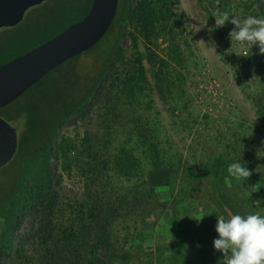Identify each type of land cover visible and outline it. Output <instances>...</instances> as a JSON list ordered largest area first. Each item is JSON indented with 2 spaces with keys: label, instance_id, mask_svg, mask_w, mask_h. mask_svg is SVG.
Segmentation results:
<instances>
[{
  "label": "rangeland",
  "instance_id": "rangeland-1",
  "mask_svg": "<svg viewBox=\"0 0 264 264\" xmlns=\"http://www.w3.org/2000/svg\"><path fill=\"white\" fill-rule=\"evenodd\" d=\"M236 1L181 0L189 23L187 41L182 42L183 50L193 55L189 56L184 68L178 69L181 75H175L170 81L157 82L150 63L151 56L154 60L156 56L167 58L169 43L165 38L146 41L140 37L136 47L131 35L134 31L130 27L122 40L120 59L115 65L127 68L137 51L144 56L152 92L143 103V122L153 124L158 130L161 154L172 166V188H165L158 200L161 204L162 199L164 202L168 197L171 212L165 213L160 208L152 216L137 214L128 219L133 231L135 228L140 231L143 248L159 251V258L153 257L155 264H220L222 253L213 247L214 239L218 238L215 231L217 221L210 222L213 219L211 212L226 219L233 214L264 216V118L247 95L248 86L254 82L260 85V80L255 81L253 71L248 82L242 77L250 54L253 51L262 54L253 47L248 49L239 42H231L228 33L235 26L226 22L223 27L215 28L213 17L214 13L223 11L241 20L246 18L238 12ZM91 6L92 0H46L30 8L18 27L0 30V63L57 36L83 19ZM119 9L120 3L116 21L92 54L81 56L78 62L64 64L6 109H0V117L18 130L17 153L0 168L1 222L5 214L17 207L21 178L26 168L47 153L50 132L44 127L57 117L54 110L62 102L82 97L84 91L89 92L93 81V78L89 80L90 76L100 72L114 56L120 40ZM210 77L220 85L218 95L206 92ZM109 83L108 78L102 95L89 103L85 117L73 119L59 131L54 146L68 137L79 147L85 142L97 151L101 148L107 155L115 156L122 147L126 148L138 157V164L129 176L119 170L114 174L115 188L124 192L130 186L146 184L152 161L135 135L138 124L131 114L120 110L116 98L104 96ZM20 113L23 115L18 119ZM63 161L64 157L56 159L55 155L52 156L51 167L58 180L46 184L44 195L56 186L57 196L63 200L84 199L86 177L77 165H73L70 171L65 170ZM235 162H241L251 171V176L246 180L231 177L227 169ZM117 164V159H113L112 165ZM216 164L222 166L213 171ZM252 180H256V185L251 183ZM183 182H186L185 192ZM182 198H185L182 205L175 204ZM188 204L187 210L184 205ZM175 213L188 224L186 237L181 231L176 238L172 236L171 214L174 216ZM209 224L213 227L206 228ZM157 235L161 237L159 240ZM29 244H19L17 250L33 251ZM169 252L174 254L171 261ZM151 263L150 257L146 256L136 258L134 264Z\"/></svg>",
  "mask_w": 264,
  "mask_h": 264
},
{
  "label": "trees",
  "instance_id": "trees-1",
  "mask_svg": "<svg viewBox=\"0 0 264 264\" xmlns=\"http://www.w3.org/2000/svg\"><path fill=\"white\" fill-rule=\"evenodd\" d=\"M218 1L222 2V0ZM119 3L117 26L121 37L125 36L128 28L132 27L134 32L131 35L136 47L140 37L146 41L165 38L169 43L167 58L156 56L154 60L153 56L150 57L156 81L162 83L164 80L170 81L177 74L181 75L178 69L184 68L189 56L193 55V53L186 54L183 50L182 42L187 41L189 23L181 0H119ZM236 8L244 17L249 15L264 17V0H237ZM97 45L64 64L78 62L81 56L92 54ZM253 49L259 51L258 46H253ZM121 50L122 45L119 43L114 56L105 67L94 76H90L89 80L93 78V81L89 92L84 91L82 97H74L72 100L62 102L54 110L57 117L44 127L50 132L47 153L26 168L21 178L17 207L5 214L3 222L0 221V248L11 251L12 240L14 241L16 229L19 227V216L22 215L23 209L31 206L36 200L35 192H39L40 197L45 196L53 155L56 159L64 157L65 170L70 171L73 165L79 167L86 177L84 199L72 202L63 200L60 196L55 197L52 193L49 194L50 192L46 193L49 203L45 209L47 218L43 219L44 224L29 244L33 251L25 248L17 250V257L12 264H134L136 258L146 256L150 257L151 264H155L153 257L159 258L158 250L150 251L143 248L140 231H137V228L133 231L128 219L137 214L144 217L152 216L155 214L154 211L160 208L165 213L170 211L168 197H165L164 202L162 199L161 204L158 200L165 188H172L173 180L170 177L172 166L161 154L158 130L153 124L143 122L145 116L143 103L152 92L144 56L137 51L131 65L124 69L121 66L118 68L115 64L120 59ZM252 71L255 81L260 80V85H255L254 82L253 85L248 86L247 95L253 101L259 115L264 118V55L260 56L254 51L250 54L242 74L245 81L248 82L252 78ZM108 78L110 83L104 96H113L120 110H126L131 114L132 119L139 125L135 127V135L143 145L144 153L152 161L149 169L150 177L146 184L130 186L124 192L115 188L113 176L118 172L117 170L129 176L138 164V157L126 148L122 147L115 156L107 155L101 148L97 151L94 146L85 142L79 147L68 137L62 138L58 145L54 146L59 131L71 118L77 115H82L81 118L85 117L87 105L98 95H102V89ZM149 101H152V98H149ZM22 115V113L17 114L18 119ZM113 159H117L118 164L115 166L112 165ZM217 166L222 165L216 164L212 170ZM185 183H182L184 192ZM251 183L256 185L257 182L252 180ZM184 200L179 199L175 204L182 205ZM184 207L188 210L190 204ZM211 214L213 219L210 222L217 221V215H214V212ZM171 217L174 224L172 236L176 238L181 231L186 237L188 224L186 225L184 219L176 213L174 216L171 214ZM212 227L213 225L209 224L206 228ZM157 238L159 240L161 237L157 235ZM200 242L203 243L202 240ZM168 254L171 261L174 254L172 252Z\"/></svg>",
  "mask_w": 264,
  "mask_h": 264
},
{
  "label": "water",
  "instance_id": "water-1",
  "mask_svg": "<svg viewBox=\"0 0 264 264\" xmlns=\"http://www.w3.org/2000/svg\"><path fill=\"white\" fill-rule=\"evenodd\" d=\"M46 0H0V29L21 23ZM119 0H93L89 13L38 47L0 65V109L10 105L65 62L89 51L110 30ZM18 150V130L0 117V168Z\"/></svg>",
  "mask_w": 264,
  "mask_h": 264
},
{
  "label": "clouds",
  "instance_id": "clouds-1",
  "mask_svg": "<svg viewBox=\"0 0 264 264\" xmlns=\"http://www.w3.org/2000/svg\"><path fill=\"white\" fill-rule=\"evenodd\" d=\"M213 17L215 28L226 22L235 26L228 33L231 42H239L248 49L258 46L259 53L264 55V17L249 15L241 20L227 12H216ZM227 171L238 180H246L252 174L241 162L230 164ZM215 231L218 238L214 239L213 247L222 253L220 264H264V216L233 214L227 219L220 216Z\"/></svg>",
  "mask_w": 264,
  "mask_h": 264
},
{
  "label": "flooded vegetation",
  "instance_id": "flooded-vegetation-1",
  "mask_svg": "<svg viewBox=\"0 0 264 264\" xmlns=\"http://www.w3.org/2000/svg\"><path fill=\"white\" fill-rule=\"evenodd\" d=\"M22 23V22H21ZM21 23L14 27H5V28H16L18 27ZM119 29V26H118ZM1 30V29H0ZM120 32V31H119ZM120 35V33H119ZM124 36H119L120 40L119 43L122 44ZM15 59V58H13ZM11 59V60H13ZM9 60V61H11ZM8 61V62H9ZM7 63V62H6ZM89 105H87L86 112L88 111ZM82 116V115H81ZM80 115L75 116L74 118H71L67 123L72 121L75 118H80ZM66 123V124H67ZM51 180H58L57 177H55L54 172L52 170V167L50 169V173L47 176V181L50 182ZM53 191L50 192L49 194H53L55 197L57 196L56 193V186H52ZM34 197H36V200L32 203L31 206H26L23 211L22 215L19 216V227L16 229L15 235H14V241L12 240L14 246L11 248V251H6L0 248V264H11L14 262L16 259V252H17V246L20 244H29L31 243L34 239L35 236L37 235L36 233L38 230L42 227L44 224L43 219L47 215L45 214V209L46 206H48V196L45 195L44 197L39 196V192L34 193ZM44 200V202H43ZM51 213V211L49 212ZM51 218V217H50ZM23 219V222H22ZM8 252V253H7Z\"/></svg>",
  "mask_w": 264,
  "mask_h": 264
},
{
  "label": "built area",
  "instance_id": "built-area-1",
  "mask_svg": "<svg viewBox=\"0 0 264 264\" xmlns=\"http://www.w3.org/2000/svg\"><path fill=\"white\" fill-rule=\"evenodd\" d=\"M206 84H207L206 92L213 93L214 96L218 95L219 89H220V85L218 84L216 79L210 77Z\"/></svg>",
  "mask_w": 264,
  "mask_h": 264
}]
</instances>
